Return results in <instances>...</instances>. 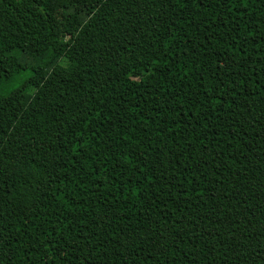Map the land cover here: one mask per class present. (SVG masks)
Wrapping results in <instances>:
<instances>
[{
    "label": "trees",
    "instance_id": "obj_1",
    "mask_svg": "<svg viewBox=\"0 0 264 264\" xmlns=\"http://www.w3.org/2000/svg\"><path fill=\"white\" fill-rule=\"evenodd\" d=\"M0 264H264V0H0Z\"/></svg>",
    "mask_w": 264,
    "mask_h": 264
},
{
    "label": "rangeland",
    "instance_id": "obj_2",
    "mask_svg": "<svg viewBox=\"0 0 264 264\" xmlns=\"http://www.w3.org/2000/svg\"><path fill=\"white\" fill-rule=\"evenodd\" d=\"M12 84H13V85H18V84H19V80H13V81H12Z\"/></svg>",
    "mask_w": 264,
    "mask_h": 264
}]
</instances>
